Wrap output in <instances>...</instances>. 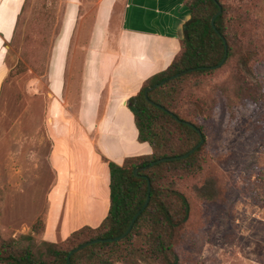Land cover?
Wrapping results in <instances>:
<instances>
[{
	"label": "rangeland",
	"instance_id": "374dc122",
	"mask_svg": "<svg viewBox=\"0 0 264 264\" xmlns=\"http://www.w3.org/2000/svg\"><path fill=\"white\" fill-rule=\"evenodd\" d=\"M225 1L246 15L245 35L258 55L252 73L239 68L235 58L199 88L210 106L201 119L207 146L203 171L177 185L191 202L176 244L181 264H264V0ZM66 8L67 0H25L9 42L10 72L0 100V233L5 237L29 233L37 219H46L56 178L50 161L51 61ZM96 8L97 0H81L71 32L64 96L73 116ZM208 179L216 192L212 201L200 198L194 187ZM82 203L87 218V202Z\"/></svg>",
	"mask_w": 264,
	"mask_h": 264
},
{
	"label": "trees",
	"instance_id": "16d2710c",
	"mask_svg": "<svg viewBox=\"0 0 264 264\" xmlns=\"http://www.w3.org/2000/svg\"><path fill=\"white\" fill-rule=\"evenodd\" d=\"M185 3L191 16L183 26L180 51L168 68L149 77L127 104L134 115L138 141L148 143L152 152L126 157L123 164L103 156L110 169V209L105 219L97 227L85 225L57 242L38 237H43L46 226L41 218L29 233L15 237L0 233V264H68L71 252L83 243L124 234L149 194L147 207L124 238L79 249L71 254V264H181L176 244L190 218L191 202L177 185L181 178L203 171L207 146V131L201 119L210 106L199 88L208 76L235 58L239 68L252 73V62L258 55L251 36L245 35L246 15L237 13L225 0ZM220 10L214 26L212 18ZM226 52L225 62L216 67ZM181 72L184 73L169 79ZM164 80L167 81L162 83ZM156 84L160 85L154 88ZM147 88L151 89L146 95ZM202 137L204 142L188 157L151 165L158 159L190 152ZM194 187L200 198H216L210 179Z\"/></svg>",
	"mask_w": 264,
	"mask_h": 264
},
{
	"label": "crops",
	"instance_id": "0c3cea01",
	"mask_svg": "<svg viewBox=\"0 0 264 264\" xmlns=\"http://www.w3.org/2000/svg\"><path fill=\"white\" fill-rule=\"evenodd\" d=\"M24 1L0 0V100L10 72L9 42ZM80 9L81 0H67L51 61L50 161L56 178L49 191L43 238L55 242L85 225L97 227L107 216L110 169L103 156L123 164L126 157L152 152L148 143L138 141L128 100L149 77L172 63L181 48L184 23L191 16L185 0H97L73 116L65 101L64 73ZM82 200L87 202V218Z\"/></svg>",
	"mask_w": 264,
	"mask_h": 264
},
{
	"label": "water",
	"instance_id": "95a60500",
	"mask_svg": "<svg viewBox=\"0 0 264 264\" xmlns=\"http://www.w3.org/2000/svg\"><path fill=\"white\" fill-rule=\"evenodd\" d=\"M220 13H221V10H220V11H219V12H218V13L212 18V24H213L214 26H215V19H216V17H217ZM226 49H227V46H226ZM227 55H228V53L226 52L224 59H223L222 62H221L218 66H216V67L221 66V65L225 62V59H226ZM183 73H184V72L178 73V74H176V75L170 77L169 79H174V78L178 77L179 75H181V74H183ZM166 81H167V80H164L162 83H165ZM158 85H160V84H156V85H154L153 87L155 88V87H157ZM150 89H151V88H147V90H146V95L148 94V92L150 91ZM184 123L187 124V125H189V126H192V127L195 128V126H194L192 123H190V122L185 121ZM203 142H204V138L202 137L200 143H199L195 148H193L190 152H188V153H186V154H184V155H181V156H173V157H165V158H161V159H158V160H156V161H153V162L151 163V165H155V164H158V163H161V162H165V161H168V160H176V159H183V158H186V157H188L191 153H193V152H194V151H195V150H196V149H197V148H198ZM138 172H139V168H137V169L135 170V174L138 175ZM148 185H149V186H148V191H149V193H150V191H151V182H150V180H148ZM149 200H150V194L148 195V198H147L146 203L144 204L143 208H142V209H141V210H140V211L134 216L133 220L131 221V224H130L129 228L126 230V232H125L124 234H122V235L119 236V237H115V238L95 239V240H92V241H89V242H85V243H83L81 246L75 248V249L71 252V254L74 253V252H76V251H78L79 249H82V248H84V247H86V246H88V245H90V244H93V243H97V242H100V241H105V242L118 241V240H121L122 238H124V237H125L130 231H131V229H132V227H133V225H134L136 219L139 217V215L142 213V211L147 207V205H148V203H149ZM71 254H70L69 257H68V264H71V259H70Z\"/></svg>",
	"mask_w": 264,
	"mask_h": 264
},
{
	"label": "bare ground",
	"instance_id": "6f19581e",
	"mask_svg": "<svg viewBox=\"0 0 264 264\" xmlns=\"http://www.w3.org/2000/svg\"><path fill=\"white\" fill-rule=\"evenodd\" d=\"M120 127V126H119Z\"/></svg>",
	"mask_w": 264,
	"mask_h": 264
}]
</instances>
